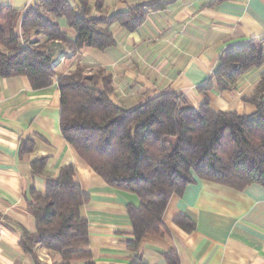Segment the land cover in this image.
Returning <instances> with one entry per match:
<instances>
[{
    "label": "crops",
    "instance_id": "1",
    "mask_svg": "<svg viewBox=\"0 0 264 264\" xmlns=\"http://www.w3.org/2000/svg\"><path fill=\"white\" fill-rule=\"evenodd\" d=\"M40 1L0 0V4L26 12ZM147 1L151 0H106V14L127 12ZM57 21L75 37L66 19ZM102 27L116 41L109 49L90 47L72 53L62 44L52 45L57 73L70 74L79 66L87 73L102 70L111 77L112 100L126 110L168 91L198 107L204 100L199 88L218 69L221 55L264 40V0H174L166 9L148 13L135 31L118 23ZM262 77L264 64L240 77L234 90L205 94L216 110L251 115L256 107L244 98L254 94ZM60 111L56 79L35 89L26 76L0 77V264H35L21 245L24 231H36L28 211L31 192L45 196L48 180L68 165H75L76 181L89 196L82 215L88 221L94 264H131L137 255L146 264H170V254L175 264H264V186L252 184L239 191L200 180L196 174V182L181 196L171 197L163 215L167 231L147 235L139 252L132 250L135 237L128 209L140 206L139 197L111 187L78 157L62 135ZM26 139L33 150L22 154ZM41 157L48 159L47 165L36 175L32 162ZM183 216L192 231L178 224ZM36 254L42 262H60L59 255L41 245Z\"/></svg>",
    "mask_w": 264,
    "mask_h": 264
},
{
    "label": "trees",
    "instance_id": "2",
    "mask_svg": "<svg viewBox=\"0 0 264 264\" xmlns=\"http://www.w3.org/2000/svg\"><path fill=\"white\" fill-rule=\"evenodd\" d=\"M105 1L41 0L26 12L0 4V77L26 76L35 89L48 87L56 79L63 137L108 185L140 199L139 207L128 209L135 237L130 248L139 252L147 235L167 231L163 215L168 203L196 182L194 174L239 191L252 184L264 186V77L254 94L244 98L256 107L251 115L216 110L205 94L232 91L240 77L262 66L264 40L230 48L221 55L218 69L199 88L204 93L200 106H191L168 91L126 110L112 100V80L102 70L89 74L79 66L70 74L57 73L52 45L62 44L72 53L90 47L109 49L116 41L103 25L118 23L135 31L148 13L164 10L174 0L147 1L110 17ZM95 12L100 16L94 17ZM62 18L74 38L60 26L57 19ZM32 150L33 143L23 140L21 153ZM47 161L46 157L35 159L34 174H42ZM31 197L28 211L36 231H24L21 245L34 263L48 264L36 254L41 245L60 256L55 264H94L88 221L82 215L89 196L76 181L75 165L61 168L58 177L48 180L45 196L33 189ZM177 222L192 231L186 216ZM54 260L52 256L50 261ZM167 260L175 264L173 254ZM131 264L146 263L137 255Z\"/></svg>",
    "mask_w": 264,
    "mask_h": 264
},
{
    "label": "rangeland",
    "instance_id": "3",
    "mask_svg": "<svg viewBox=\"0 0 264 264\" xmlns=\"http://www.w3.org/2000/svg\"><path fill=\"white\" fill-rule=\"evenodd\" d=\"M98 71H95V72H92V73H89V74H95V73H97Z\"/></svg>",
    "mask_w": 264,
    "mask_h": 264
}]
</instances>
